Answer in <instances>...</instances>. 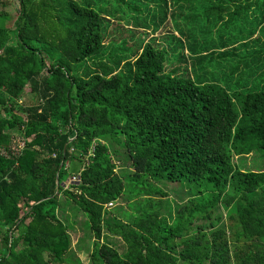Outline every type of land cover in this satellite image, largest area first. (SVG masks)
I'll use <instances>...</instances> for the list:
<instances>
[{"label": "trees", "instance_id": "16d2710c", "mask_svg": "<svg viewBox=\"0 0 264 264\" xmlns=\"http://www.w3.org/2000/svg\"><path fill=\"white\" fill-rule=\"evenodd\" d=\"M10 3L0 264L81 263L68 208L88 217L89 264H264V169L236 162L264 159V0ZM211 16L257 23L242 42L200 45ZM27 86L37 101L23 105ZM163 180L197 191L172 207ZM124 196L135 212L122 219L108 204Z\"/></svg>", "mask_w": 264, "mask_h": 264}, {"label": "rangeland", "instance_id": "374dc122", "mask_svg": "<svg viewBox=\"0 0 264 264\" xmlns=\"http://www.w3.org/2000/svg\"><path fill=\"white\" fill-rule=\"evenodd\" d=\"M10 4L7 6V9L11 12H15L16 8L19 6L18 0H10ZM215 16H211L209 19L202 20L199 22L193 33L195 38H197V43L203 44L204 41L219 45L221 40L224 38L228 42L236 41L239 39V42H242L241 37L246 35L251 28L256 27L257 22H215ZM173 23L171 26L173 28ZM224 37H221V36ZM263 38V36H262ZM244 47H241L240 50L245 51ZM37 98L34 94L31 93L29 86L25 88V91L20 99V103L23 105H30L35 103ZM238 107V106H237ZM15 143L14 145L22 146L23 142L21 136L18 133H14ZM236 162L240 164L244 169H264V159L263 156L254 152L249 156H237ZM80 163H76L75 167L78 168ZM120 171V170H119ZM72 176H70L68 181H70ZM67 181V182H68ZM69 184V182H68ZM158 186L167 192L166 201L172 207L185 202L189 198L195 195L197 191L196 185H189L184 182H171L167 180L160 181ZM132 200L130 197L124 196L120 201L115 202L113 206L109 207V212L117 215L119 218L124 219V216H128L132 211L135 212V208H131ZM70 214V225H71V234H73L74 239V252L81 259L78 261V258L75 257L73 261L69 264H89L90 262V252L92 249L93 238L91 237V232L89 229L88 217L81 211L71 210ZM78 239L79 243L77 242ZM78 245L81 249L77 250ZM72 250L67 254L69 258L70 255L74 253ZM74 256V255H73Z\"/></svg>", "mask_w": 264, "mask_h": 264}, {"label": "built area", "instance_id": "2783aa9c", "mask_svg": "<svg viewBox=\"0 0 264 264\" xmlns=\"http://www.w3.org/2000/svg\"><path fill=\"white\" fill-rule=\"evenodd\" d=\"M93 150H94V148L91 149L90 154L93 152ZM70 179H71V180L68 181L69 183L72 182V181H79V180H80V176L77 175V174H74ZM108 205H109V206H112L113 203H109Z\"/></svg>", "mask_w": 264, "mask_h": 264}, {"label": "crops", "instance_id": "0c3cea01", "mask_svg": "<svg viewBox=\"0 0 264 264\" xmlns=\"http://www.w3.org/2000/svg\"><path fill=\"white\" fill-rule=\"evenodd\" d=\"M66 184L68 185V182H66ZM70 211H71V209H70V208H68V209H67V213H68V212H70Z\"/></svg>", "mask_w": 264, "mask_h": 264}, {"label": "water", "instance_id": "95a60500", "mask_svg": "<svg viewBox=\"0 0 264 264\" xmlns=\"http://www.w3.org/2000/svg\"><path fill=\"white\" fill-rule=\"evenodd\" d=\"M57 182H59V181L57 180ZM15 242H16V240H15Z\"/></svg>", "mask_w": 264, "mask_h": 264}]
</instances>
